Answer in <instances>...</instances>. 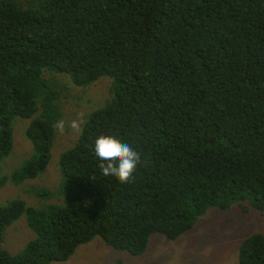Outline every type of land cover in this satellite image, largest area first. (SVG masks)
Wrapping results in <instances>:
<instances>
[{
    "label": "trees",
    "instance_id": "obj_1",
    "mask_svg": "<svg viewBox=\"0 0 264 264\" xmlns=\"http://www.w3.org/2000/svg\"><path fill=\"white\" fill-rule=\"evenodd\" d=\"M62 73L111 79L110 98L59 157L63 204L0 207V264L66 261L96 236L139 255L211 207L264 212V0H0V158L15 118L34 149L16 183L51 160ZM101 135L140 154L132 183L102 175ZM23 213L36 236L11 254L1 240ZM235 264H264V231Z\"/></svg>",
    "mask_w": 264,
    "mask_h": 264
},
{
    "label": "rangeland",
    "instance_id": "obj_2",
    "mask_svg": "<svg viewBox=\"0 0 264 264\" xmlns=\"http://www.w3.org/2000/svg\"><path fill=\"white\" fill-rule=\"evenodd\" d=\"M51 74L46 73L47 77ZM111 84V79L101 77L87 87H80L72 82L68 74H59L60 93L55 104L58 120L70 121L83 112V128L91 114L106 105ZM27 123L23 118L12 121L13 147L8 155L0 158V207L14 199L36 208L61 205L64 193L59 157L73 146L80 133L74 134L67 129L61 135L56 130L48 166L36 178L25 179L18 184L14 183L13 175L34 153L25 132ZM257 231H264V212L254 208L244 210L237 205L230 210L211 207L198 217L191 229L175 240H169L159 232L151 234L142 254L133 255L114 248L106 244L101 236H96L80 244L68 260L50 264H222L225 260H228L226 264H235L243 239ZM35 236L23 213L6 228L1 246L11 254H19Z\"/></svg>",
    "mask_w": 264,
    "mask_h": 264
},
{
    "label": "clouds",
    "instance_id": "obj_3",
    "mask_svg": "<svg viewBox=\"0 0 264 264\" xmlns=\"http://www.w3.org/2000/svg\"><path fill=\"white\" fill-rule=\"evenodd\" d=\"M83 118L84 113L81 112L70 121L63 119L56 121L53 127L61 135L67 129H71L72 133L78 134L84 123ZM94 154L101 161L99 168L102 171V175L105 177L111 176L123 184L132 183L135 180L134 174L138 165L142 162L141 156L136 150L128 143H122L114 136H99L95 140ZM14 183L16 182L14 181Z\"/></svg>",
    "mask_w": 264,
    "mask_h": 264
}]
</instances>
